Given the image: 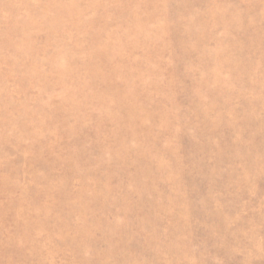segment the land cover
Returning a JSON list of instances; mask_svg holds the SVG:
<instances>
[{
	"label": "rangeland",
	"instance_id": "374dc122",
	"mask_svg": "<svg viewBox=\"0 0 264 264\" xmlns=\"http://www.w3.org/2000/svg\"><path fill=\"white\" fill-rule=\"evenodd\" d=\"M0 264H264V0H0Z\"/></svg>",
	"mask_w": 264,
	"mask_h": 264
}]
</instances>
